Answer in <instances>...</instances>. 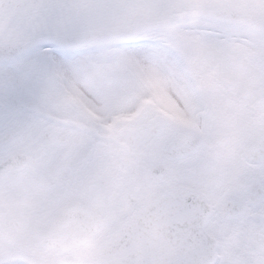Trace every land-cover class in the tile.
Instances as JSON below:
<instances>
[{"label":"snow or ice","instance_id":"obj_1","mask_svg":"<svg viewBox=\"0 0 264 264\" xmlns=\"http://www.w3.org/2000/svg\"><path fill=\"white\" fill-rule=\"evenodd\" d=\"M0 264H264V0H0Z\"/></svg>","mask_w":264,"mask_h":264}]
</instances>
